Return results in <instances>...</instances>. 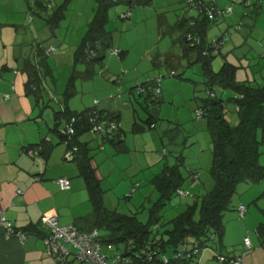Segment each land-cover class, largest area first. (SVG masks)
Here are the masks:
<instances>
[{"label":"rangeland","instance_id":"rangeland-1","mask_svg":"<svg viewBox=\"0 0 264 264\" xmlns=\"http://www.w3.org/2000/svg\"><path fill=\"white\" fill-rule=\"evenodd\" d=\"M50 1L58 4L65 0ZM129 1L113 0L107 11L106 25L107 29L114 34L113 48L117 47L120 52L126 49L129 53L121 60L119 55L112 53L111 50L108 51L104 63L91 66L92 72L88 75H86L88 66L79 59L77 52L89 23L84 18L88 10L98 5L97 0H69L70 6L66 17L53 27L55 31H51V34L44 31L43 25L39 23L41 34H46V40L40 41L36 34L37 40L26 45L24 53L30 57L33 47L37 52L39 43L54 44L57 51L50 56L45 54L35 56L34 63L42 66L41 74L45 77L46 84L29 94L36 103L41 100L45 105H49L51 113L62 109L63 104L60 101L65 102L68 107L70 105L71 110L82 111L86 107L96 106L97 102L108 99L111 105L109 110L118 109L122 114L123 130L129 136H135L129 138L128 144L124 141V151H121L116 144H107L106 147L109 149L105 151L103 147L101 149L97 147V140H90L93 165L96 169L98 168V175L102 178L104 205L110 210L130 215L136 213L141 221H147L150 207L158 199L159 192L151 182L152 177L150 176V179L146 177L150 173H158L164 163L174 164L177 158L183 157L180 169L185 180L180 188L187 192V196L174 194L159 211L161 217L155 234L160 237L171 228L170 220L186 209L188 203L194 202L195 195L204 194L213 187L210 174L213 162L212 138L207 126V117L198 119L195 113L196 108L200 106V101L207 95L202 66L196 60L197 52L191 49L183 38V31L177 28L172 29L180 15L196 17L199 9L190 6L189 0ZM218 1L221 5L225 4L224 0ZM235 1L228 0V3L238 7V2ZM254 1L258 4V0ZM253 8L254 6L249 8L251 9L248 10L249 14L255 11L252 10ZM130 10L131 16L125 17ZM218 21V23L213 22L207 30V38L210 40L220 38L223 40L222 36L226 30L221 33L222 28L238 30L237 25L220 26L225 22L222 15L219 16ZM243 28L246 30V26ZM228 33L226 42L230 45H226L222 52L214 57L215 70H219L227 60L237 66V81H247L256 86L264 84V57H261L262 50L259 45L260 39H264L263 36L253 34V38L248 36L245 39L248 42L244 43L243 39L235 38L232 41ZM120 37L122 45L119 48L117 43ZM0 43L10 54L11 52L20 54L18 63L14 61V58L12 59L11 54V60H13L11 73L18 72L19 75L29 77L30 68H27L26 60L22 56L24 54H22L21 42ZM0 50H3L1 46ZM153 56L157 59L159 57L157 64L152 61V58H155ZM171 70H175V76H170ZM160 76H163L164 95L162 92L161 97L162 95L164 97L163 99L160 97L161 100L158 103H149V112L159 118L156 128L151 129L145 123L149 115L143 107L145 103L140 104L135 99L136 97L143 101V97L131 94V90L138 82L143 83ZM217 93L228 100L226 117L232 125H236L239 121L238 114L229 99L234 92L231 89L218 88ZM196 95L197 98H195ZM136 120L144 126V129L134 133L132 127ZM123 130H120V133L125 139ZM93 136L96 137L89 132L85 138H93ZM135 148L143 150L138 152L140 157L144 154L150 155V164L144 165V169L134 180L141 185L136 190L137 193L135 192L136 196L131 192L135 182L130 183L128 178L130 169L128 161ZM122 158L123 162H121ZM133 168L136 169V167ZM194 171L199 172V181H192L191 176ZM258 186L260 183L239 184L233 198V205L240 202L241 198H250ZM260 193H263L262 189ZM260 197L264 202L262 194ZM250 207H256V205L251 204ZM229 214L225 215L226 219ZM100 232L101 236L107 233L104 229ZM108 246L110 245L103 243V252L106 254L113 252V249ZM116 246H118L117 255L123 254L126 244L120 243L112 247ZM207 250L211 251V248L208 247L205 251L208 252Z\"/></svg>","mask_w":264,"mask_h":264},{"label":"trees","instance_id":"trees-1","mask_svg":"<svg viewBox=\"0 0 264 264\" xmlns=\"http://www.w3.org/2000/svg\"><path fill=\"white\" fill-rule=\"evenodd\" d=\"M112 2L113 0H97L98 5L95 7L94 15L88 23L78 48L77 56L88 66L86 75L92 72L91 66L104 63L108 51L114 46L113 33L106 27L107 11ZM213 2L215 1H188L190 6L199 9L198 16L180 15L172 27V29L177 28L183 31V38L189 47L197 52L196 60L202 66L207 95L200 101V106L196 108L195 113L198 119L207 117V126L212 138L213 162L210 174L213 187L204 194L195 195L194 202L188 203L186 209L170 220L171 228L160 237L155 234L161 217L159 211L174 194L180 195L179 190L185 180L180 169L183 157L177 158L174 164L164 163L162 169L153 175L151 182L158 190L159 197L150 207L147 221H141L136 213L130 215L110 210L104 205V190L101 187L96 167L92 165L91 150L88 143L81 141L79 137L83 133L91 132L93 125L102 119L116 121L118 123L116 130H122L116 115L114 112L98 109L96 106L82 111L71 110L66 104L64 108L55 111L56 120H65V124L57 129L66 143L67 152L73 150V156L71 158L66 156V158L77 162L80 173L86 180L94 207L92 214L84 218L86 221H91L92 226L75 225L81 230L98 229L102 245L103 243L116 245L125 243L126 248L121 255L131 257L133 264H190L208 247L214 249L216 259L229 264L220 258L231 259L232 257L221 254L219 250L225 234V214L235 207L233 198L239 184L264 181V160H262L264 155V84L256 86L247 81H237V66L227 60L219 70L214 69V57L220 53L223 43L215 47L213 41L219 42L221 38L210 40L207 38V30L213 22L218 20L219 16H224L230 11L224 14L215 13V18L210 19L204 4ZM39 3L42 5L44 1L40 0ZM69 3V0H65L61 5L54 7L51 16L47 17L52 29L65 17ZM218 8L220 7L217 5L215 9ZM222 37L226 39L225 34ZM49 47L44 48L42 43H39L36 55L50 56L53 52L50 55L47 54ZM122 53L121 51L119 56ZM26 63L27 68H30L29 79L26 83V90L29 94L41 87L43 68L32 60H27ZM175 75L170 74V76ZM160 77L163 81V76ZM156 79L153 78L143 83L138 82L131 90V94L143 97V101L136 97L135 99L140 104L145 103L143 107L149 113L145 123L151 129L156 128L159 118L149 112V103L160 102L162 94L161 87V93L155 96V89L158 87ZM218 88L231 89L234 92L229 99L238 114L239 121L236 125H232L226 117L228 100L217 93ZM199 110L203 111L200 116ZM68 128L74 129L73 134L68 135L62 132V129L67 130ZM143 129L144 126L137 120L133 123L134 133L141 132ZM111 134L107 133L97 137H104L118 145L121 151L124 150L123 135L117 134L108 138ZM42 144L38 151L44 150ZM193 173L197 174L198 179L191 178L192 181H199V172L194 171ZM262 196L264 197V190ZM241 206L244 207V211L241 210ZM247 211L246 204L237 206L240 217H244ZM262 211L264 213V207ZM101 229L107 231L106 235L101 236ZM24 231L28 233V230ZM257 233L260 238L264 239V220L259 223ZM252 247L253 244L250 249ZM69 261L70 264H83L74 260L73 257Z\"/></svg>","mask_w":264,"mask_h":264},{"label":"crops","instance_id":"crops-1","mask_svg":"<svg viewBox=\"0 0 264 264\" xmlns=\"http://www.w3.org/2000/svg\"><path fill=\"white\" fill-rule=\"evenodd\" d=\"M39 1L0 0V42H21L23 45L22 54H24L22 56L26 61L32 60V62L35 61L36 50L33 47L29 57L24 53V47L37 40L36 34L39 36L38 39H41L40 41L46 40V34H41L39 23L41 26L43 25L44 31H48V34L55 31L51 28L47 17L51 16L54 7L62 4H53L50 0H41L44 1V4L39 5ZM214 1L222 9L232 7V10L223 16L225 22L220 26L237 25L238 30L220 29L222 30L221 33L226 30L224 33L226 39L228 32L232 41L236 38V40L243 39V42L246 43L248 41L245 39L248 36L252 37L253 34L259 37L262 35L264 38V0H258V4L254 0H236L238 7L230 5L228 0H224L225 4L223 5L218 0ZM69 6L65 11V17ZM252 6H254L252 10L255 11L249 14L248 10H251L249 8ZM94 12L95 8L92 7L86 13L84 20L89 22ZM218 22L217 20L215 23ZM243 26H246V30ZM213 34L215 33L213 32ZM226 39L220 53L229 44H227ZM117 44L120 48L122 45L121 37ZM42 45L44 48L55 46L54 44L46 45L43 43ZM259 45L262 50L261 57H264V39H260ZM0 46L3 49L0 50V209L5 211L7 217L18 229L28 230V234L23 240L18 237L6 238L4 229L0 226V264H57L45 248L43 237L47 234V228L43 218L56 216L62 225L78 224L83 227H90L93 223L84 218L92 214L93 203L86 180L80 173L77 162L66 158L67 146L57 129L65 124V120H56L55 112H50L49 105H45L41 100H38V103L34 101L26 90L29 77L10 71L13 66L11 54L13 55L12 59L14 58V61L18 63L19 52L17 54L11 52L10 54L4 45L0 43ZM56 51L57 48L53 53ZM122 52L119 57L121 60L129 51L125 49ZM156 59L157 57L152 58V61L157 64L159 57ZM214 69L216 68L214 67ZM44 79L45 77H43L41 87L46 84ZM162 92L164 95L163 88ZM5 94H8L9 97L6 98ZM41 96L43 97L42 93ZM108 101V99L103 100L95 105L98 109L114 112L122 128V114L119 113L118 109L109 110L111 105ZM60 103L63 104L62 108H64L65 102L60 101ZM123 131L125 143L128 144L129 138L135 136H129L125 130ZM88 133H83L79 138L88 143L91 150L90 154L92 153L90 142L92 139L97 140V147L100 149L103 147L105 151L109 149L106 147L107 144H114L104 137L85 138ZM117 134L122 135L120 129L109 135L108 138ZM41 144L44 146V150L38 151ZM142 151L135 148L131 158H129L128 178L130 183H138V181H134L135 178L144 169V165L150 164V155L144 154L143 157H140L138 154ZM121 162H123V158ZM97 170L98 168L96 169L98 175ZM151 174L155 175L156 173H150L146 178L153 177ZM61 177L70 179L69 189L62 190L60 188L57 180ZM99 178L102 180L101 177ZM261 189L264 190V181L260 182V186L254 189L250 198H241L240 202H236L234 209L227 212L230 213L227 219L225 217V234L219 250L221 254L232 258L241 256L244 264H264V239L260 238L257 233L259 223L264 220L262 211L264 202L260 197ZM136 193L133 194L136 196ZM240 204L249 206L244 217H240L237 212V206ZM251 204H255L256 207H250ZM245 236L250 237L253 247L248 254L243 256L245 248L243 239ZM107 245L113 249V252L108 255L116 256L118 246L113 248L112 246L116 244L107 243ZM207 251L204 250L190 264H227L214 257V249L211 248V251Z\"/></svg>","mask_w":264,"mask_h":264},{"label":"built area","instance_id":"built-area-1","mask_svg":"<svg viewBox=\"0 0 264 264\" xmlns=\"http://www.w3.org/2000/svg\"><path fill=\"white\" fill-rule=\"evenodd\" d=\"M189 2H192V0H189ZM216 6V2L204 4L206 13L210 19L215 18V13L224 14L232 9L231 7H226L225 9H215ZM130 15L131 10L125 14V17H130ZM224 41L225 40L223 38V40H219V42L214 40L213 43L215 47H218L220 44L224 43ZM55 49L56 48L54 46H50L47 49V54L50 55L53 51H55ZM111 51L117 55L120 53L117 47L112 48ZM170 74L174 75L176 72L171 70ZM161 81V77L156 79L158 87L155 89V96H159L161 93ZM5 97L8 98L9 95L5 94ZM198 114L200 116L203 114V111L199 110ZM117 128L118 123L116 121L102 119L93 125L91 133L95 136H102L107 133H113V131ZM62 132L71 135L73 134L74 129H62ZM66 156L71 158L73 156V150H69L66 153ZM192 179L197 180V174L193 173ZM57 183L62 190L70 188V179L67 177L59 178ZM139 186V183H135L131 192L134 193ZM179 193L182 196L187 195V192L182 189L179 190ZM241 210L244 211L243 206H241ZM43 222L47 228V234L43 237L46 251L57 261L58 264H70L69 259L72 257L74 260L83 264H133L131 257L129 256L116 255L111 257L102 252L100 234L99 230L96 228L92 230H81L75 224L62 225L56 216H46L43 218ZM0 226L4 229V236L6 238L18 237L20 240H23L28 234L26 231L18 229L2 209H0ZM244 244L246 246V250L243 252V256L248 254V249H250L252 245L251 239L248 236L244 238ZM220 259L229 262V264H244L242 257L231 259L221 257Z\"/></svg>","mask_w":264,"mask_h":264}]
</instances>
